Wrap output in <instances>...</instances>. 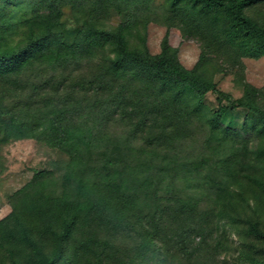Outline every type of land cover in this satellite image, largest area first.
Masks as SVG:
<instances>
[{
  "label": "rangeland",
  "instance_id": "rangeland-1",
  "mask_svg": "<svg viewBox=\"0 0 264 264\" xmlns=\"http://www.w3.org/2000/svg\"><path fill=\"white\" fill-rule=\"evenodd\" d=\"M182 9L172 0H0V46H22L29 28L40 31L48 18L61 43L51 44L21 72L0 77V220L12 212L36 173L44 172L58 192L68 160L42 139L7 138L1 123L11 117L38 126L54 120L91 131L89 156L95 163L138 159L154 174L155 195L141 203L131 226L110 239L106 264L264 259V240L248 232L254 223L264 233V156H256L264 147V129L245 108H231L241 100L245 83L260 90L257 103L264 108V56L239 57L222 43L224 23L210 31ZM245 14L264 27V0L246 7ZM87 26L109 32L121 28L130 49L151 54L166 43L187 69L202 59L198 70L212 79L215 91L194 111L189 97L174 105L168 93L129 70L115 76L109 46L89 54L69 50ZM222 104L220 127L212 129L210 117ZM246 177L259 178L263 190ZM140 225L157 230L144 254ZM0 264H10L1 247Z\"/></svg>",
  "mask_w": 264,
  "mask_h": 264
},
{
  "label": "trees",
  "instance_id": "trees-1",
  "mask_svg": "<svg viewBox=\"0 0 264 264\" xmlns=\"http://www.w3.org/2000/svg\"><path fill=\"white\" fill-rule=\"evenodd\" d=\"M126 1L136 4L150 0ZM172 1L182 3L183 12L210 31L224 23L222 43L239 57L264 56V27L245 14L246 7L263 0ZM53 43L61 44L53 31V20L48 18L40 31L29 28L22 46H0V77L21 72ZM106 46L113 52L110 69L115 76L129 70L168 93L174 105L189 97L194 101V111H198L205 95L215 91L212 79L198 70L202 59L187 69L171 55L166 43L157 54L130 49L121 28L109 32L87 26L68 48L89 54ZM242 87L241 100L231 108H245L264 129V108L257 103L260 90L247 83ZM225 108L222 104L211 115L212 129L220 127ZM1 126L7 138L42 139L68 155L58 192L51 189L55 183L44 172L36 173L20 191L12 212L0 220V247L7 252L10 264H22V257L25 264H106L110 239L131 226L132 218H138L141 203L157 191L151 166L138 159L130 163L125 158H105L95 163L89 156L94 147L92 133L80 125L51 120L38 126L30 120L11 117ZM256 156H264V147L256 151ZM246 178L263 190L259 178ZM139 228V249L144 254L153 247L157 230L155 225ZM248 232L264 240V233L254 223H249ZM249 264H264V259H253Z\"/></svg>",
  "mask_w": 264,
  "mask_h": 264
}]
</instances>
